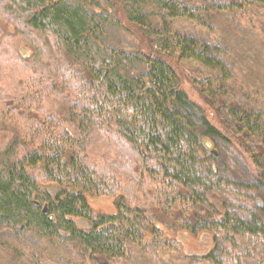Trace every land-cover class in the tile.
I'll return each instance as SVG.
<instances>
[{"label": "trees", "instance_id": "trees-1", "mask_svg": "<svg viewBox=\"0 0 264 264\" xmlns=\"http://www.w3.org/2000/svg\"><path fill=\"white\" fill-rule=\"evenodd\" d=\"M135 1L0 0V40L13 54H0L12 71L3 77L11 104H0V132L10 134L0 146V224L72 242L104 264H136L139 252L143 264L186 259L184 242L205 234L207 264H264V114L222 100L232 75L219 48L168 20L214 30L209 22L232 12L241 30L261 33L264 0ZM255 14L258 24L243 27ZM141 17H152L149 34ZM120 21L138 47L112 45ZM92 134L109 157L84 150ZM202 134L222 152L209 153ZM238 160L252 177L237 176ZM97 198L114 210L94 214Z\"/></svg>", "mask_w": 264, "mask_h": 264}, {"label": "rangeland", "instance_id": "rangeland-1", "mask_svg": "<svg viewBox=\"0 0 264 264\" xmlns=\"http://www.w3.org/2000/svg\"><path fill=\"white\" fill-rule=\"evenodd\" d=\"M140 0V3L137 5H146ZM146 3L152 2L153 0H144ZM180 5H191L198 6L202 5L205 2H210L211 0H178ZM219 1V0H217ZM128 6L130 4L136 5L135 0H126ZM257 7L264 10V6L258 5ZM261 12H264L260 10ZM259 14H255L253 18L244 17L243 27H249L247 23L253 22L258 24ZM235 15L232 12H224L216 15V24L210 25L214 30H208L207 27L191 21L187 18L179 19H168L172 24V27L184 34L192 35L199 38L203 42H207L212 45H216L220 50V56L224 59L225 63L231 71L232 78L227 81L225 85L226 95L223 97L225 99L219 98L217 102L221 99L225 102L232 101L249 111H259L264 114V30H261V33L257 31L250 30H241L237 27V20L233 19ZM139 26L143 32L149 34L150 27L149 21L152 20V17L149 18H140ZM251 19V21H250ZM130 27L126 22L120 21L119 27H115L110 32V38L112 41H115V46L134 48L138 47L140 43L139 37L134 33L130 32L127 28ZM245 27V28H246ZM126 30H125V29ZM135 31V28L133 27ZM232 34L237 37L233 40H225V35H222V32ZM4 40H0V54L3 55L6 59L10 60L13 54H10L5 51L7 46L3 44ZM23 42L17 44L15 48L17 54L20 51H23L24 54H27V50L23 48ZM23 59V62H26V58ZM2 63H0V104H11L10 101L4 100L7 87V73H12L10 70H5L1 68ZM192 67L195 69H201L199 64H192ZM184 72V71H183ZM187 76H190V73H187ZM190 79V77H188ZM184 87L195 97L201 98L197 94V90H193L191 87H188L187 84L183 83ZM213 104H217L215 100H211ZM207 99H204L205 106L210 103ZM211 119L216 120V118L211 114ZM264 121V118H263ZM7 130V128H5ZM204 135V134H202ZM10 134L7 131L0 132V146H2L6 141H9ZM86 142L83 144V148L87 153H90L91 156L100 157L107 156L109 157L111 153L106 146L105 140L100 138L98 134H92ZM203 138L211 140L207 142L212 148V151L215 150L219 153L221 147L218 141L212 139L210 136L204 135ZM109 147V145H108ZM264 150V146L262 147ZM243 163L238 160V172L237 176L252 177L250 175L246 166H242ZM242 167V168H241ZM257 201L258 206L264 210V189H260L257 192ZM108 200L106 199H93V210L94 214L100 212H108L109 205ZM106 206H103L105 205ZM184 234V233H181ZM181 238H186L185 235H181ZM154 240L155 238L152 237ZM144 242V241H143ZM185 248L187 251L186 259L177 260L171 258L167 262H162L160 264H207L206 261L202 259V255L206 254L210 249L211 237L209 234L203 235L201 240H198L195 245H189L186 241ZM72 242H69L68 246L63 244H58L56 242L50 241L47 237L40 238V236L35 235L32 232L25 231L19 233L17 231H9L5 229L0 224V264H99V260L96 259L91 263V260L85 258L86 260L80 259L78 257L79 252L77 248L72 246ZM195 246H197L195 248ZM83 254L82 252H80ZM193 253V254H192ZM173 256L175 254L170 253ZM141 252L137 253L135 256L136 264H143ZM199 255V256H197ZM103 260V259H102Z\"/></svg>", "mask_w": 264, "mask_h": 264}, {"label": "flooded vegetation", "instance_id": "flooded-vegetation-1", "mask_svg": "<svg viewBox=\"0 0 264 264\" xmlns=\"http://www.w3.org/2000/svg\"><path fill=\"white\" fill-rule=\"evenodd\" d=\"M23 45V48H25V49H28L26 46H24V44H22ZM28 51V50H27ZM27 54H28V52H27ZM27 54H24V52L23 51H20L19 50V52H18V55L20 56V57H24V56H26ZM114 209L113 208H109V210H108V212L110 213V212H112ZM77 251L79 252V254H78V257L80 258V259H83V260H86L85 258H88V260H91V263H93V261L94 260H96L95 259V257H94V255L93 256H90L89 254L86 256V255H84V254H81L80 252V249L79 248H77ZM99 264H104L103 262H101L100 260H99Z\"/></svg>", "mask_w": 264, "mask_h": 264}, {"label": "water", "instance_id": "water-1", "mask_svg": "<svg viewBox=\"0 0 264 264\" xmlns=\"http://www.w3.org/2000/svg\"><path fill=\"white\" fill-rule=\"evenodd\" d=\"M209 149V153H213L215 156L218 155V151L216 152L215 150L212 151V148L208 145L207 147ZM43 212H46V205L43 207Z\"/></svg>", "mask_w": 264, "mask_h": 264}]
</instances>
